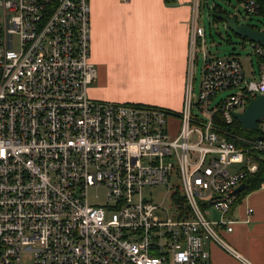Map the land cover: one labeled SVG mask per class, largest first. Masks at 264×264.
Here are the masks:
<instances>
[{
  "label": "built area",
  "instance_id": "1",
  "mask_svg": "<svg viewBox=\"0 0 264 264\" xmlns=\"http://www.w3.org/2000/svg\"><path fill=\"white\" fill-rule=\"evenodd\" d=\"M190 3L184 103L173 112L90 97V0H0V264H212L209 243L245 260L222 233L264 153V116L251 135L233 129L264 94V46L250 41L260 73L247 81L237 57L206 52L194 98L208 0ZM243 5L259 15V0ZM156 186L168 206L144 198ZM91 188L106 189L104 204L90 203Z\"/></svg>",
  "mask_w": 264,
  "mask_h": 264
},
{
  "label": "crops",
  "instance_id": "2",
  "mask_svg": "<svg viewBox=\"0 0 264 264\" xmlns=\"http://www.w3.org/2000/svg\"><path fill=\"white\" fill-rule=\"evenodd\" d=\"M90 7L91 58L98 72L90 97L180 111L190 0H90ZM230 214L234 230L222 236L245 260L209 243L212 264H264V189L246 195Z\"/></svg>",
  "mask_w": 264,
  "mask_h": 264
},
{
  "label": "rangeland",
  "instance_id": "3",
  "mask_svg": "<svg viewBox=\"0 0 264 264\" xmlns=\"http://www.w3.org/2000/svg\"><path fill=\"white\" fill-rule=\"evenodd\" d=\"M208 4V7L206 6V3H204L200 8V25L204 27L206 34L203 39V45L197 50V59L193 68L195 70L192 82L194 98H197L200 94V83L203 77L206 52L217 58H227L232 56L237 57L242 65V68H244V77L246 81L254 78L255 76H259L260 73L258 57L251 48L250 40H244L234 34H231L224 21L215 22L213 8L217 5L216 8L222 10V16L236 15L238 16L240 24L248 23L257 28L263 29L264 25L260 22L261 17H259V15H248L247 11L244 10V5L239 0H208ZM237 92L238 88L221 91L209 108L217 105L221 98H226L227 96ZM201 116L203 115L201 114ZM176 124L177 121L174 118H169L167 128L174 133L176 131ZM260 127L262 129L264 126L260 124ZM105 194L106 189L91 188L89 192L90 203L104 204ZM143 196L146 200H151L165 206L170 204L169 191L165 186H156L153 188L149 187L144 190ZM211 215L215 220L220 217V214L215 211H213Z\"/></svg>",
  "mask_w": 264,
  "mask_h": 264
},
{
  "label": "water",
  "instance_id": "4",
  "mask_svg": "<svg viewBox=\"0 0 264 264\" xmlns=\"http://www.w3.org/2000/svg\"><path fill=\"white\" fill-rule=\"evenodd\" d=\"M208 5L209 4L207 3L206 6L208 7ZM223 21L227 25V29L231 32V34H234L241 39H248L251 42L264 46V29L256 28L248 23L240 24L238 16L236 15H226ZM263 116L264 94L252 99L243 113H235L237 122L245 130H256L258 128L257 123L263 118ZM258 139H261V137ZM245 187L246 185L242 184L236 189L235 193L242 192Z\"/></svg>",
  "mask_w": 264,
  "mask_h": 264
},
{
  "label": "trees",
  "instance_id": "5",
  "mask_svg": "<svg viewBox=\"0 0 264 264\" xmlns=\"http://www.w3.org/2000/svg\"><path fill=\"white\" fill-rule=\"evenodd\" d=\"M244 2V0H242ZM260 4V13L259 17H261L260 22L264 25V0H259ZM217 7V5H216ZM214 8V20L217 21H223L225 16L221 15L222 10ZM257 28V27H256ZM233 129H236L238 132L251 135L253 134L252 131H246L240 126V124L235 121ZM258 159V171L252 175L248 180L245 181L246 187L245 189L238 195V199L241 201L242 198H244L246 195L250 194L251 192L261 189V185L264 182V153L257 155Z\"/></svg>",
  "mask_w": 264,
  "mask_h": 264
}]
</instances>
